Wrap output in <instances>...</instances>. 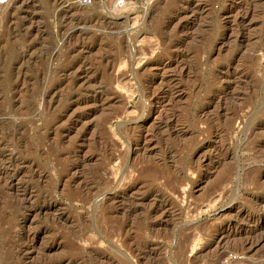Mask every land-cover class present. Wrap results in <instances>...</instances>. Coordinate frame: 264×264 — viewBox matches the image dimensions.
Instances as JSON below:
<instances>
[{"label":"rangeland","instance_id":"374dc122","mask_svg":"<svg viewBox=\"0 0 264 264\" xmlns=\"http://www.w3.org/2000/svg\"><path fill=\"white\" fill-rule=\"evenodd\" d=\"M0 264H264V0L0 6Z\"/></svg>","mask_w":264,"mask_h":264},{"label":"built area","instance_id":"2783aa9c","mask_svg":"<svg viewBox=\"0 0 264 264\" xmlns=\"http://www.w3.org/2000/svg\"><path fill=\"white\" fill-rule=\"evenodd\" d=\"M75 3L82 6H90L93 4L94 0H73ZM6 0H0V4L5 3Z\"/></svg>","mask_w":264,"mask_h":264},{"label":"bare ground","instance_id":"6f19581e","mask_svg":"<svg viewBox=\"0 0 264 264\" xmlns=\"http://www.w3.org/2000/svg\"><path fill=\"white\" fill-rule=\"evenodd\" d=\"M8 1H9V0H6V2L3 3V4H0V6H3V5H5V4H7ZM119 4H121V3H119ZM117 5H118V4H117Z\"/></svg>","mask_w":264,"mask_h":264}]
</instances>
